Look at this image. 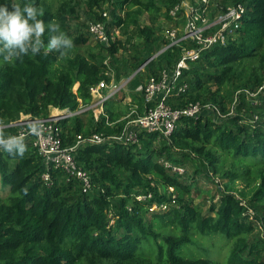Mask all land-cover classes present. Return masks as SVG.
<instances>
[{
  "label": "trees",
  "instance_id": "16d2710c",
  "mask_svg": "<svg viewBox=\"0 0 264 264\" xmlns=\"http://www.w3.org/2000/svg\"><path fill=\"white\" fill-rule=\"evenodd\" d=\"M13 2L43 9L40 19L46 26L42 37L45 44L51 34L47 25L55 20L72 39L73 48L63 55L57 51L45 55L42 49L13 63L3 62L0 56V130L5 138L17 135L18 127L9 125L21 115L46 118L51 108L78 111L90 103L91 87L102 80L109 82L105 72L110 69L104 59L110 57L112 66L113 57L127 50L129 40L118 38L108 47L95 44V53L87 55L76 50L87 45L90 38L87 27L86 34L71 28L80 7L90 22H104L109 31L133 26L145 45H151L158 38L151 26L139 25V18L147 13L153 23L162 13L168 19L167 11L180 0H59L55 8L47 0ZM13 2L0 0V5ZM229 3L246 6L239 36L226 46L203 52L190 64L183 75L189 88L178 106L201 101L223 109L229 89L253 92L263 82L264 0ZM106 5L110 8L108 19L102 17L107 12L102 6ZM166 43L162 38L163 47ZM179 54L178 48L167 49L149 61L161 65L158 70L145 65V79L158 76L165 66L171 67ZM120 72L114 70L116 81ZM133 80L132 90L143 83L137 76ZM131 98L141 105L136 94ZM112 104L113 99L104 104L109 123L120 118ZM240 105L244 113L229 118V126L182 119L168 146L157 145L154 135L145 134L140 138V148L116 142L80 147L74 160L90 176L94 189L88 193L81 191L75 179L67 180L62 171L47 170L29 142L25 141L28 151L23 157L0 150V264H218L187 255L193 233L221 236L229 246L227 264H264V235L248 239L255 225L264 233V124L251 123L247 118L254 110L264 112V102L255 108ZM121 127V123L107 126L104 118L95 121L88 111L59 122L63 146L72 144L79 134L112 135ZM170 146L184 149L183 157L200 158L213 176L247 185L258 180L249 201L244 200L253 216L241 205L242 199L229 192L221 193L219 205L210 207L206 215L193 206V179L189 183L181 180L184 174H171L154 159L166 154V161L182 166L181 161L170 157ZM46 172L50 175L48 185L41 177ZM148 194L151 197L145 201L136 199ZM153 203H164L167 210L149 212Z\"/></svg>",
  "mask_w": 264,
  "mask_h": 264
},
{
  "label": "built area",
  "instance_id": "2783aa9c",
  "mask_svg": "<svg viewBox=\"0 0 264 264\" xmlns=\"http://www.w3.org/2000/svg\"><path fill=\"white\" fill-rule=\"evenodd\" d=\"M220 1L223 0H180L167 11L168 20H171L173 24L165 36L167 43L161 53L167 49L178 48L180 50L179 57L171 67H163L158 76H151L130 90V94H136L141 98V105L133 102L131 97L125 98L124 96L128 111L116 122H108L107 115L104 113V104L108 99L117 97V93L123 91L126 85L116 86L112 72L107 70L105 75L110 78L109 82L102 80L90 88L91 101L87 108L84 109L81 106L75 112L51 108L46 118L21 115L17 122L9 126L18 127L17 135L26 137V142H29L42 157L47 170L52 167L62 171L67 176V180L75 179L78 181L81 191L88 193L92 188L90 176L86 171L77 167L74 160L76 150L80 147L116 142L124 146L140 148V138L145 134L154 135L158 142L169 143L182 119L223 124L225 118L243 114L245 111L243 108L241 114L235 113L236 101L241 99L242 95L249 99L246 103L247 106L260 107L264 102V79L256 91L238 90L234 92L233 102L226 112L211 102L196 101L178 106L181 97H185L189 88L183 75L185 70L189 69L190 64L199 60L203 52L215 46H226L239 36L246 6L243 3L231 4L229 0H225L226 3L221 4ZM102 17L108 19V13L103 12ZM87 31L95 44L104 47L115 42L120 33L117 27H112L109 31L104 22H89ZM151 60L153 59L148 61ZM104 64L107 65V62L104 61ZM51 110H55V112L51 113ZM87 110L92 111L95 121L104 118L109 127H113L115 123H121V130L112 135L104 133L79 134L75 136L72 144L63 146L59 122ZM249 120L251 123L264 124V112H255L254 110ZM33 121L42 125L43 129L39 130L42 134L39 137L30 135L24 126ZM159 163L171 174L181 176L185 172L181 166L172 165L166 160H161ZM41 177L48 185L50 182L49 173L46 172ZM169 191L172 192V188H169ZM150 197V194L139 195L136 196V199L145 201ZM241 205L246 207L247 213L252 217L253 211L248 208L244 200H241ZM157 210L165 211L167 205L153 203L148 207L149 212Z\"/></svg>",
  "mask_w": 264,
  "mask_h": 264
},
{
  "label": "rangeland",
  "instance_id": "374dc122",
  "mask_svg": "<svg viewBox=\"0 0 264 264\" xmlns=\"http://www.w3.org/2000/svg\"><path fill=\"white\" fill-rule=\"evenodd\" d=\"M14 0H11L13 2ZM52 4V6L55 8L58 5L59 0H47ZM222 4V1H220ZM104 10L106 9L108 16L110 8L106 6H102ZM81 9L78 11V17L77 19L72 20L71 22V28L74 31L82 32L83 34H86V27L87 24L91 21L89 20L88 16L85 13V10L83 7H80ZM116 14L123 15L121 11H116ZM158 19L155 22L150 21L149 14L144 13L139 18V25L140 26H151L154 30L155 37L158 38V41L153 42V44H147L145 45L142 37L139 35L138 30L135 29L133 26H128L127 28L121 27L119 38L122 40H129V44H126L127 50L124 52H118L114 57L113 60L114 64L112 66H109L111 63V59L106 58L104 59L107 62L108 68L113 74L114 77V83L116 86H123L125 89L121 91L120 93H117V97L113 99V104L111 105L113 110H116L115 112L118 113L121 116H123L127 111V103L124 99L126 97H131L132 94H130V90H132V82L135 76H137L141 82L145 81L148 71L146 70L145 66L141 67L143 63L147 62L149 60V54H152L154 56L155 54H161V50L163 49V45L161 44V39L164 38L168 32V30L171 28V25L173 22L171 20H168L164 17L162 13H160ZM76 50L79 52H82L84 55L95 53L96 46L95 43L89 38L88 43L85 46L77 47ZM151 57V56H150ZM143 60L145 62L141 63ZM140 66H138V64ZM155 62L150 63L149 61L146 63L148 67H154ZM124 65H125V71H124ZM158 65H161L158 63ZM156 64L155 69L158 70L159 66ZM141 67V68H140ZM114 68V69H112ZM140 68V69H139ZM120 70L119 80H115L114 70L115 73L117 70ZM141 72L140 74H138ZM77 88V85L73 87V91L75 92ZM214 89V88H212ZM235 90L229 89L227 91L228 94V101H226L223 105V110L225 112L228 110L230 105L233 102V96H234ZM241 99H237L236 101V110L235 113L241 114L242 108L241 105L248 102V98L240 96ZM89 105H83V108H87ZM88 112H91L90 110H87ZM251 114L247 116V118H250ZM229 118L227 117L224 119L223 124L229 126ZM73 125V122H69V127L71 128ZM1 127V126H0ZM171 143V142H170ZM170 143H165L163 141H159L156 144L159 146L163 145H169ZM170 157L176 161H181L182 168L184 169V175L182 176L181 180L186 181L189 183L192 179L195 182L194 187L192 188L191 194H190V201L192 202L193 206L199 208L203 214H208V210L210 207L214 206L217 207L219 205V199L221 196V193H234L238 198L249 201V198L253 191L257 188L258 180H254L251 184L247 185L243 182L238 181H228L224 178H222L220 175L213 176V174L207 169L206 164L198 157L192 156V157H183L182 154L185 153L184 149L179 148L178 146H170ZM166 154H163L160 156V158H154L155 160L161 161L165 160ZM198 173H195V172ZM94 188L92 187V190ZM263 230L260 226L255 225V231L252 235L248 236V239L255 240L262 236ZM192 244L188 245L186 247L185 252L188 253L187 255L196 257V258H209L218 264H227V256L229 254V246L224 243V239L217 235L214 237L210 236H201L197 233H193L192 236ZM185 255V256H187Z\"/></svg>",
  "mask_w": 264,
  "mask_h": 264
},
{
  "label": "clouds",
  "instance_id": "9594fccd",
  "mask_svg": "<svg viewBox=\"0 0 264 264\" xmlns=\"http://www.w3.org/2000/svg\"><path fill=\"white\" fill-rule=\"evenodd\" d=\"M44 15L43 9L30 3L21 7L18 3L0 5V56L3 62L13 63L22 60L29 53L36 55L43 49L44 54L57 51L63 55L67 50L73 48V41L61 30L59 23L55 20L49 22L47 30L50 36L47 44L42 39L46 26L40 17ZM3 122V121H0ZM30 135L39 137L42 125L33 121L24 125ZM26 137L20 135H9L5 138L0 130V150L10 155L23 157L28 151L25 142ZM27 194V189H24Z\"/></svg>",
  "mask_w": 264,
  "mask_h": 264
},
{
  "label": "water",
  "instance_id": "95a60500",
  "mask_svg": "<svg viewBox=\"0 0 264 264\" xmlns=\"http://www.w3.org/2000/svg\"><path fill=\"white\" fill-rule=\"evenodd\" d=\"M159 54H160V53H159ZM159 54H155L154 56L150 57V59H154V58H156ZM150 59H149V60H150ZM147 62H148V61H147ZM147 62L143 63L141 67L145 66ZM141 67H140V68H141ZM140 68H139V69H140Z\"/></svg>",
  "mask_w": 264,
  "mask_h": 264
},
{
  "label": "crops",
  "instance_id": "0c3cea01",
  "mask_svg": "<svg viewBox=\"0 0 264 264\" xmlns=\"http://www.w3.org/2000/svg\"><path fill=\"white\" fill-rule=\"evenodd\" d=\"M54 112H55V110L54 111L51 110V113H54Z\"/></svg>",
  "mask_w": 264,
  "mask_h": 264
}]
</instances>
